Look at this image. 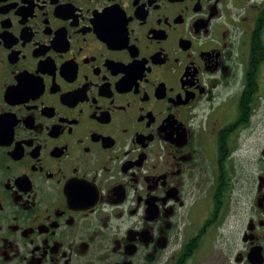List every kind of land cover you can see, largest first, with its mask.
Here are the masks:
<instances>
[{
    "label": "flooded vegetation",
    "instance_id": "1",
    "mask_svg": "<svg viewBox=\"0 0 264 264\" xmlns=\"http://www.w3.org/2000/svg\"><path fill=\"white\" fill-rule=\"evenodd\" d=\"M0 264H264V0H0Z\"/></svg>",
    "mask_w": 264,
    "mask_h": 264
}]
</instances>
